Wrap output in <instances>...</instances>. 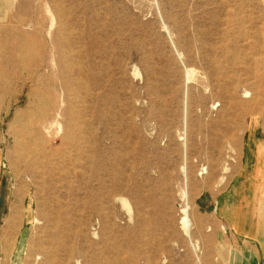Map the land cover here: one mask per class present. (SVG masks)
<instances>
[{"label": "rangeland", "instance_id": "obj_1", "mask_svg": "<svg viewBox=\"0 0 264 264\" xmlns=\"http://www.w3.org/2000/svg\"><path fill=\"white\" fill-rule=\"evenodd\" d=\"M262 183L264 0H0V264H264Z\"/></svg>", "mask_w": 264, "mask_h": 264}, {"label": "crops", "instance_id": "obj_2", "mask_svg": "<svg viewBox=\"0 0 264 264\" xmlns=\"http://www.w3.org/2000/svg\"><path fill=\"white\" fill-rule=\"evenodd\" d=\"M255 169L256 165L249 171ZM232 189L234 191H227L219 198L216 212L228 223L231 232L246 241L249 249L264 260V183L260 189L248 188V192H237V187ZM236 195L242 196V202H239L240 197L235 200Z\"/></svg>", "mask_w": 264, "mask_h": 264}, {"label": "bare ground", "instance_id": "obj_3", "mask_svg": "<svg viewBox=\"0 0 264 264\" xmlns=\"http://www.w3.org/2000/svg\"><path fill=\"white\" fill-rule=\"evenodd\" d=\"M35 97V96H34ZM28 105V104H27ZM32 106V105H30ZM35 108V107H34ZM16 117V116H15ZM19 118V117H18ZM14 209V208H13ZM183 212H185V209H182ZM185 214V213H184ZM182 224L185 226V217L182 218ZM48 229V228H47Z\"/></svg>", "mask_w": 264, "mask_h": 264}]
</instances>
